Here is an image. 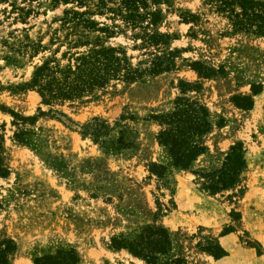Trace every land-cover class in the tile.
<instances>
[{
    "label": "rangeland",
    "instance_id": "obj_1",
    "mask_svg": "<svg viewBox=\"0 0 264 264\" xmlns=\"http://www.w3.org/2000/svg\"><path fill=\"white\" fill-rule=\"evenodd\" d=\"M12 5L24 9V19ZM70 9L86 10L63 0H0V125L9 170L0 177V234L16 244L10 264H33V256L58 247L74 248L79 264H146L111 248V240L132 238L148 225L166 230L184 264H264V35L234 30L206 0L152 6L161 21L150 31L169 36L159 48L142 45L139 29L95 15L114 32L105 45L123 49L133 66L152 53L176 51L174 68L45 105L22 86L51 55L55 47L42 49ZM189 14L196 20L185 21ZM195 64L214 75L200 77ZM180 81L200 85L184 96L203 104L215 122L190 170L172 166L151 118L182 95ZM2 110L35 121L15 126ZM94 120L110 136L124 132L126 145L114 149L108 135H84ZM17 130L29 132L27 145L13 139ZM235 144L246 164L237 182L220 192L205 189L203 174L220 168Z\"/></svg>",
    "mask_w": 264,
    "mask_h": 264
},
{
    "label": "trees",
    "instance_id": "obj_2",
    "mask_svg": "<svg viewBox=\"0 0 264 264\" xmlns=\"http://www.w3.org/2000/svg\"><path fill=\"white\" fill-rule=\"evenodd\" d=\"M71 1L84 11L65 10L60 27L54 31L47 47H55L51 55L41 64L34 67L30 79L22 87L35 91L41 103L72 102L84 97L93 96L117 83L131 84L146 76H156L172 70L175 66L176 51H166L161 55L152 53L150 60L133 66L126 52L121 48L105 45L106 40L114 33L106 24L92 19L93 16H106L107 20H119L125 27L139 29L142 45L148 47L163 46L169 36L150 31L161 21V13L152 6L165 0H63ZM210 9L226 18L236 31L264 35V1L262 0H206ZM12 11L18 12V18L24 19L23 8L12 5ZM196 20L189 14L184 20ZM191 20V21H192ZM62 32V35L59 34ZM40 48L32 47L36 52ZM59 55V57H58ZM144 65V68L141 66ZM195 71L202 78L214 75V71L195 64ZM181 96L177 97L169 111L151 117L160 130L157 142L166 149L172 166L181 170H190L199 156L204 154L205 138L213 129L215 122L208 109L199 101L185 97L188 89L198 92L199 84L190 85L180 81ZM257 93V92H254ZM247 99V98H245ZM251 100L247 99V108ZM13 125L34 122L35 117H20L12 111ZM42 114V112H41ZM4 125H0V177L9 175L4 156ZM96 140L107 136L112 148L118 149L126 144L121 137L110 136L109 129L103 123L85 126L82 132ZM29 132L17 130L13 139L19 144H28ZM164 169L162 166H156ZM246 167L240 145L229 148L222 166L211 173L203 174L208 180L205 189L211 192L228 190L234 186L242 170ZM111 248L125 249L132 256L146 264H184L172 252L171 243L165 229L148 225L141 228L132 238H112ZM16 252L14 241L0 234V264H10V256ZM218 256V254H214ZM33 264H79L80 259L72 247H58L54 251L37 254L32 258Z\"/></svg>",
    "mask_w": 264,
    "mask_h": 264
}]
</instances>
